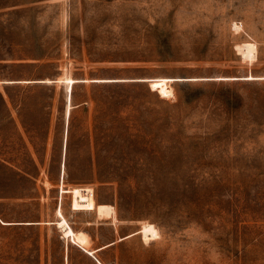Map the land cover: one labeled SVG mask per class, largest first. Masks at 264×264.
Returning <instances> with one entry per match:
<instances>
[{
    "label": "rangeland",
    "instance_id": "rangeland-1",
    "mask_svg": "<svg viewBox=\"0 0 264 264\" xmlns=\"http://www.w3.org/2000/svg\"><path fill=\"white\" fill-rule=\"evenodd\" d=\"M0 79V264H264V0H0Z\"/></svg>",
    "mask_w": 264,
    "mask_h": 264
},
{
    "label": "bare ground",
    "instance_id": "bare-ground-1",
    "mask_svg": "<svg viewBox=\"0 0 264 264\" xmlns=\"http://www.w3.org/2000/svg\"><path fill=\"white\" fill-rule=\"evenodd\" d=\"M235 27L237 28L239 24L237 22L234 23ZM239 28V27H238ZM240 45V44H239ZM243 45V43H242ZM240 49V48H239ZM242 56L244 59L248 61H252L256 59L257 57V45L254 42L247 41L244 43L242 48L240 49ZM244 62H247L244 60ZM251 63V62H250ZM218 79L223 78H239V77H217ZM245 78H259L254 76H246ZM175 78H169V77H157L151 79V87L153 89H156L163 97H169L173 94L172 87L169 85L168 81L173 80ZM59 81H63L67 84V104H66V120L69 119L71 109L73 107L72 104V88L73 85L78 82L82 81L84 79H77L71 76H67L64 78L58 79ZM85 80H96V81H103V80H112L110 78L107 79H85ZM27 82H34V81H40V82H52V79H42V80H25ZM56 81V80H55ZM65 146V142H64ZM65 173V162L64 160L61 163V179L64 178ZM61 193L63 192H71L72 193V202L71 206L73 209H96L99 215H111L114 211V207L111 204H105L100 203L97 204L93 189L89 186H74L72 188H65L63 185V181L61 182L60 186ZM57 215L59 216V219L55 221V223L60 227V229L63 232V235L66 237H71L73 241H75L77 244H81L84 246L88 242V236L84 234L81 231H75L73 227L69 224L66 217L64 216L62 212L61 206H58L57 208ZM6 223H9L5 221ZM25 223H33L31 221L25 222ZM36 223V222H35ZM141 233H143L145 238H152L158 234L157 227L152 223H144L142 225V228L139 230ZM121 239V238H119Z\"/></svg>",
    "mask_w": 264,
    "mask_h": 264
},
{
    "label": "crops",
    "instance_id": "crops-1",
    "mask_svg": "<svg viewBox=\"0 0 264 264\" xmlns=\"http://www.w3.org/2000/svg\"><path fill=\"white\" fill-rule=\"evenodd\" d=\"M80 79H82V78H80ZM27 80H29V79H27ZM25 81V80H24ZM2 82H5V83H7V82H14V80H1L0 79V83H2ZM3 223L5 222V221H3V220H1Z\"/></svg>",
    "mask_w": 264,
    "mask_h": 264
}]
</instances>
